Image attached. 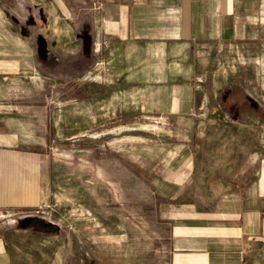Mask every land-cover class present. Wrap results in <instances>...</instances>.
<instances>
[{"label":"crops","instance_id":"crops-1","mask_svg":"<svg viewBox=\"0 0 264 264\" xmlns=\"http://www.w3.org/2000/svg\"><path fill=\"white\" fill-rule=\"evenodd\" d=\"M45 1L56 13L52 20L41 3L0 0V264H98L100 258L101 264H264V161L204 166L188 147L154 166L159 165L155 197L170 209H156L157 241L135 254L99 256L98 247L90 246L84 256L75 248L50 256L48 245L31 241L41 234L37 227L18 225L27 217L43 219L34 210L49 202L51 152L36 151L27 141L40 140L46 148L50 122L35 115L27 97L47 91L46 75L36 63L69 68L52 54L56 44L73 45L75 52L77 112L68 124L82 123L83 107L107 106L114 116L131 103L139 111V132L158 138L159 126L181 125V139L189 140L197 120L195 92L202 91L204 78L227 75L222 53L228 45L264 43V0ZM52 22L63 34L61 42L41 32ZM212 88L219 87L213 82ZM65 107V101L47 105ZM146 148L163 154L158 144ZM57 151L58 180L68 178L77 188L81 162H69L70 179L59 158L62 150ZM119 256L132 260L120 263Z\"/></svg>","mask_w":264,"mask_h":264},{"label":"rangeland","instance_id":"rangeland-1","mask_svg":"<svg viewBox=\"0 0 264 264\" xmlns=\"http://www.w3.org/2000/svg\"><path fill=\"white\" fill-rule=\"evenodd\" d=\"M33 1L46 8L44 15L47 20L55 18L56 13L49 10L51 7L48 8L45 0ZM17 14L24 18L20 11ZM57 26L53 22L42 26L41 32L47 40L61 42L63 34ZM228 46L231 47L222 53V62L226 66L223 74L227 75L213 81L203 79L202 91L195 92L194 115L197 120L193 138L184 141L181 139V125H158L159 130H155L160 135L158 138L139 132V111L131 103L120 110L115 107L114 116L107 106L77 107L83 117L82 123L68 124L67 121H71L77 112L73 97L77 75L74 73L73 45L56 44L52 48V54L60 57V63H68V69H58L56 64L47 69L44 64L36 63V69L41 67L46 75L47 91L33 93L27 99L34 103L35 115L44 122H50V140L48 144L44 142L46 148L37 139L27 143L36 151L49 149L53 162L50 163L47 189L49 202L41 204L33 215L40 212L39 216L54 226L46 229L37 227L41 234L33 236L31 241L34 244L48 245L50 256L60 255L63 251L69 253L74 248L80 249L84 256L86 252L83 249L90 246L98 247L99 256H111L112 253L115 256L129 255L135 254L141 245H153L157 241L155 228L160 229L154 212L156 209L162 212L170 209L169 203L155 197L158 166L182 147L191 149L196 162L204 166L218 163L231 167L236 164L261 165L264 161V43ZM213 82L219 87L217 92L212 90ZM94 87L96 89V84ZM86 95L88 93H83ZM250 100L256 102V108L251 106ZM57 101H65L66 107L59 111L47 109V105L51 107ZM58 115L61 120L65 119L64 124L58 120ZM104 118H112L114 124L105 122ZM176 132L177 139L173 138ZM150 143L158 144L163 154L151 153L152 148L145 150V145L148 147ZM57 150H62L59 158L66 163V176L70 174V179H73L74 164L69 162L73 163L76 158L77 163L81 162L80 171L76 174L77 188L68 178L65 182L58 180ZM89 163L92 166H88ZM155 164L159 165L154 167ZM65 183V188H59ZM18 242L24 243V238L18 237ZM109 246L117 247L119 251L112 252ZM122 257L119 256L118 262L132 260ZM100 261L101 258L98 264Z\"/></svg>","mask_w":264,"mask_h":264},{"label":"water","instance_id":"water-1","mask_svg":"<svg viewBox=\"0 0 264 264\" xmlns=\"http://www.w3.org/2000/svg\"><path fill=\"white\" fill-rule=\"evenodd\" d=\"M250 104L254 108L257 107L256 102L253 100H250ZM18 225L20 229H26L29 227H38V228L46 229V228H52L54 226V224L51 222H46L43 219L32 218V217H27L20 220Z\"/></svg>","mask_w":264,"mask_h":264}]
</instances>
